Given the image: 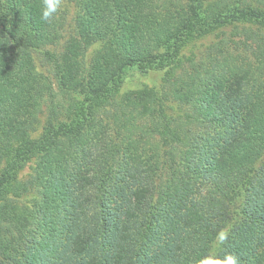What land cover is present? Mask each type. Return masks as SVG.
Segmentation results:
<instances>
[{"label":"trees","instance_id":"1","mask_svg":"<svg viewBox=\"0 0 264 264\" xmlns=\"http://www.w3.org/2000/svg\"><path fill=\"white\" fill-rule=\"evenodd\" d=\"M40 7L0 0V264H264V0Z\"/></svg>","mask_w":264,"mask_h":264},{"label":"rangeland","instance_id":"2","mask_svg":"<svg viewBox=\"0 0 264 264\" xmlns=\"http://www.w3.org/2000/svg\"><path fill=\"white\" fill-rule=\"evenodd\" d=\"M62 17H63L64 23H65L64 30H63V35H64L63 41H65L73 31V26H74V10H73V8L71 6L68 7L62 13ZM211 41L212 40L205 42L203 45L204 46L203 48L206 49ZM94 51H95V48L89 49V51L87 53V62L90 59V55H92ZM37 62H38V67L40 68L41 62H39V60ZM161 84H162L161 83V74L158 72L157 73L149 72L146 74V73H140L137 71H130V72H128L125 84L123 86V91H131L134 89L144 87L145 85L152 86V87H160Z\"/></svg>","mask_w":264,"mask_h":264},{"label":"clouds","instance_id":"3","mask_svg":"<svg viewBox=\"0 0 264 264\" xmlns=\"http://www.w3.org/2000/svg\"><path fill=\"white\" fill-rule=\"evenodd\" d=\"M64 0H41L40 20L44 23L54 21L62 10ZM226 240V233L220 232L217 242L223 244ZM199 264H240L239 258L233 254H226L223 259L209 254L200 259Z\"/></svg>","mask_w":264,"mask_h":264}]
</instances>
